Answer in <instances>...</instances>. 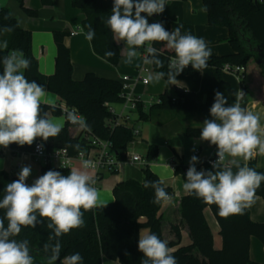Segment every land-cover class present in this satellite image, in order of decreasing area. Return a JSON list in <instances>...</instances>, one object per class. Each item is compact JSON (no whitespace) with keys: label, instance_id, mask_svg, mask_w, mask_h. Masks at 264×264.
Returning <instances> with one entry per match:
<instances>
[{"label":"trees","instance_id":"16d2710c","mask_svg":"<svg viewBox=\"0 0 264 264\" xmlns=\"http://www.w3.org/2000/svg\"><path fill=\"white\" fill-rule=\"evenodd\" d=\"M15 1L28 17H38V11L26 7V0ZM52 1L41 0V3L44 7H50ZM72 3L85 16L81 25L84 33L87 34L90 29L95 30V37L90 41L94 53L110 65L119 66L122 60V47L113 39V33L106 23L112 13L113 0H72ZM203 4L207 12L208 25L226 28L228 30L226 41L233 50L227 56H210L207 67L215 68L219 77L226 65H229L230 72H234L236 68H244L246 71L249 67L250 71L256 70L264 76V6L260 0H203ZM142 16L146 17V13H142ZM160 20L159 23H162L165 30L170 32L169 21L164 18ZM31 33L20 26L9 9L0 7V36L2 42H7V48H4L6 55L13 50L22 52L30 61L29 68L22 70L26 78L29 81L35 80L45 88L46 92L59 96L69 108H76L84 117L88 130L100 139L111 141L118 158L124 159L123 152L134 140L133 128L129 123H125L111 130V124L117 117L106 106V104L112 106L123 102L121 81L100 78L95 73H88L81 82L74 81L70 50L64 43L65 37L70 35L68 31L54 33V42L58 49L56 70L51 76L42 75L38 60L32 53ZM151 46L158 50L157 58L162 62V66L152 64L154 72H163V79L168 80L170 57L175 53L166 47L165 42H154ZM108 51L114 52L115 55L106 56L105 53ZM151 58L148 54V59ZM200 74V71L189 66L178 76L187 75L198 79ZM249 77H246L244 73L241 78L244 89H242L240 105L245 109L248 104ZM159 99L161 103L148 111H143L142 105H139L140 121H148L157 111L187 116L191 118L190 120L213 119L210 108L215 96L212 94L207 96L204 103H200L196 93L178 88L174 92L165 91ZM45 113L47 116H63L58 106L41 104V115ZM201 130L200 127L184 125L183 135L186 138L200 139ZM37 142H42L48 151L68 148L72 155L87 148L84 139L71 135L70 126L66 123L57 137L49 138L47 141L36 138L30 146L12 143V153L16 156L27 154L35 148ZM158 152V147L155 145L147 148L145 159L148 164L156 161ZM236 164H220L214 169L205 162L201 167L203 171L213 172L231 167L235 173ZM246 165L264 174V169L258 168L256 161H249ZM48 170L59 171L65 176L70 173V170L44 165L40 170V176ZM142 171L143 182L128 179L117 184L113 189L115 200L105 204L106 207L101 205L88 211L82 209L84 220L82 227L72 229L69 233L56 238L53 231L47 228L50 221L40 218L37 213L41 223H38L35 228L22 227L19 235L13 238L17 241L29 242L34 264H47L50 252L44 251V244L54 245L57 239L61 244V251L60 259L54 264H61L64 256L73 253H79L82 256V264H103V258L117 261L119 264H143L146 257L138 249L140 231L149 229L150 233L157 235L162 241L164 237L163 217L159 215L163 203H155L154 189L144 186L146 181H158L160 178L150 170L149 165ZM181 172H184L183 167H177L176 173ZM17 179L18 177H11L5 172H0V200L5 195L6 185ZM161 186L170 196L172 195L171 188L164 183ZM256 196L264 200V182L256 190ZM207 208L211 210L220 227L223 242L221 250H217L214 246L213 233L204 214ZM5 213V209H0V219H4L5 227H7ZM180 213L190 234L191 244L173 251L174 247L179 246L182 234L179 225L172 227L173 234H176L175 241L167 243V246L172 250L177 264H259L250 258V242L251 238L255 237L264 246V223L254 222L248 209H245L243 214L221 217L217 205L206 204L195 194L188 193L180 202Z\"/></svg>","mask_w":264,"mask_h":264},{"label":"clouds","instance_id":"9594fccd","mask_svg":"<svg viewBox=\"0 0 264 264\" xmlns=\"http://www.w3.org/2000/svg\"><path fill=\"white\" fill-rule=\"evenodd\" d=\"M166 3L167 0H113L112 13L106 23L113 39L117 43L124 42L125 47L121 51L128 61L137 56L138 48L148 45L146 52L152 58L145 59V63L162 66L157 58L158 50L151 45L165 42L166 47L175 53L169 64V83L180 86L176 77L189 65L202 72L211 50L203 39L181 34L180 27L169 32L162 23L150 24L142 16V13L149 17L163 13ZM94 37L95 30L90 29L86 38L91 41ZM0 47L6 49L7 42ZM105 55L111 57L115 53L108 51ZM0 64L3 66L0 74V146L7 148L12 143L30 146L36 138L47 141L57 137L63 123L49 119L46 113L41 115V104L48 96L45 88L35 80L29 81L22 71L29 68L30 61L22 52L13 50L0 59ZM163 76V72L150 73L148 79L160 80ZM226 105L223 93L217 91L210 108L213 119H206L200 132L201 140L209 141L218 148L214 169L226 156L234 158L233 163L236 164L235 158L247 161L258 154L264 155V126L259 115L241 107L239 102ZM66 119L81 129L88 127L85 119L74 112H69ZM83 155L81 151L80 156ZM197 162L198 158L192 156L183 184L185 192L195 194L206 204L217 205L221 217L243 214L255 203L256 190L264 182V174L246 164H236L235 173L231 167L214 172L197 171ZM91 167L92 162L84 160L82 169L72 168L66 176L59 171L48 170L31 186L26 183L31 167L24 166L20 170L18 179L6 185L5 195L0 200V209L6 210L7 219V227L4 219H0V264H34L29 242L17 241L13 237L19 235L22 227L35 228L41 223L37 213L40 218L50 221L47 228L53 231L56 238L83 226L82 209L88 211L103 204L99 191L94 187L95 179L87 171ZM162 184V180L146 181L144 186L154 189L155 203H171L172 197ZM138 249L146 257L143 264H177L167 242L153 233L140 232ZM44 251L50 252L47 264H54L60 259L59 240L54 245L45 243ZM82 259L79 253H73L64 256L61 264H82Z\"/></svg>","mask_w":264,"mask_h":264},{"label":"crops","instance_id":"0c3cea01","mask_svg":"<svg viewBox=\"0 0 264 264\" xmlns=\"http://www.w3.org/2000/svg\"><path fill=\"white\" fill-rule=\"evenodd\" d=\"M5 3L0 7H4L10 10L11 15L17 19L20 26L27 31L32 32V53L38 60L39 71L42 75L51 76L56 70V57L57 48L54 42V33L68 31L70 35L65 37V46L70 50L71 62L73 66L72 78L74 81H82L88 73H95L100 78L121 81L123 77H134L138 71L147 66L145 59L142 56L144 49L148 46L137 49V56L131 61L127 60L126 54L122 53V60L119 66L114 67L98 57L93 49L90 40L86 38V34L82 29V21L85 16L82 12L73 6L72 0H53L50 7H44L41 0H26V7L32 10L38 11V17L30 18L24 13V11L18 5L15 0H2ZM148 22L154 23L161 21V18L167 19L170 23V32L177 27L181 28V34H192L197 38L203 39L208 48L211 50V56H227L230 55L233 50L229 43L226 41L228 37V30L223 27H211L207 23V12L205 11L203 0H167L165 10L161 13V18H157V14L147 16ZM2 37L0 36V45L3 44ZM122 49L125 47L124 42L118 43ZM6 56V53H5ZM211 68L216 71L215 68L205 67L204 69ZM204 71H200L203 73ZM250 73V77H249ZM246 77H249L247 81V98L248 104L246 110L258 114L260 117V123L264 126V76L256 70L250 71L249 67L245 71ZM203 76V74H202ZM222 76V75H221ZM180 77V78H179ZM187 75L178 76L176 79L180 82V86L170 84L168 81L163 83L160 80L150 81L147 86L138 85L135 88V94L139 95L146 101L149 97H159L165 91L174 92L175 89H186L196 93L197 99L200 103H204L207 96L212 94L211 92H200V89H194L190 87V83L187 81ZM200 78L201 74H200ZM234 89L232 91V99H237L240 103L242 98V82L241 79L236 81ZM229 85V84H228ZM230 86V85H229ZM200 93L203 95L201 96ZM48 96L46 102L50 106H59L65 102L61 100L59 96L53 93L47 92ZM214 95V94H212ZM237 103V102H236ZM112 109L115 111L112 105ZM116 114H118L115 111ZM166 112H155L154 115L148 120L154 122L159 127V130L165 136V142L154 144L147 138L143 137L142 125L144 121L137 119L138 124L129 123L133 129H138L140 132L139 140L146 143L148 146L144 148V151L140 154L144 155L147 152V148L151 145L158 147V158L155 163L147 164L150 170L156 174L164 185L172 189L171 203L162 205L159 215L163 220L162 233L164 241L169 243L175 241V235L172 232L173 226H180L181 241L178 247H174L175 251L179 247L190 246L191 238L188 229L181 218L180 202L183 197L188 193L184 191L183 184L186 180V175L176 173L177 167H183V169L190 165L192 156L198 158V162L195 164L197 171H202L201 165L208 161V159L217 155L218 148L216 145L211 144L209 141L201 139L186 138L183 135L184 125H190L193 127H203L205 120L199 118L183 117L182 124L172 119V115H166ZM49 119H53L57 122L63 123V127L66 125V119L64 116L55 117L48 116ZM70 133L73 137L77 138L79 130L77 128L70 127ZM210 144V145H207ZM10 144L7 148L0 146V172H5L11 177H18V173L24 166L31 167V174L27 178L26 183L31 186L32 183L40 177V170L42 165L36 163L29 156L13 155ZM139 147V146H138ZM137 147V149H138ZM162 157V158H161ZM232 157H227L224 160V164L233 163ZM236 163L247 164L250 160H243L242 158H235ZM255 161V160H254ZM257 167L264 169L262 159H258ZM22 164V166H19ZM173 169L172 171L168 166ZM138 168L142 170L144 167L140 165H125L118 173L106 175L101 180L102 183L98 185L100 199L103 202L102 205L112 203L115 199L113 196L114 187L128 179H134L139 182H143L138 176L125 177V168ZM146 167V166H145ZM93 176V174H91ZM113 177V178H112ZM250 211L251 219L256 223H264V200L256 196L255 203L247 208ZM207 222L212 230L214 237V246L217 250L222 249V237L220 235V227L217 223V219L214 218L209 208L204 211ZM149 232V229H142L140 232ZM250 258L252 261L264 264V246L255 237L251 238L250 242ZM103 264H119L117 261H111L103 258Z\"/></svg>","mask_w":264,"mask_h":264},{"label":"built area","instance_id":"2783aa9c","mask_svg":"<svg viewBox=\"0 0 264 264\" xmlns=\"http://www.w3.org/2000/svg\"><path fill=\"white\" fill-rule=\"evenodd\" d=\"M260 3L264 6V0H260ZM157 18H161V14H157ZM143 52L144 53H142V56L144 57V59H148V53L146 52V48ZM173 58H175V55L170 57V62ZM189 66H187L184 70L188 69ZM151 70L152 69L145 65L138 71V73L134 77L125 76L122 78V112L116 114L115 111L112 109V106L106 104V106L109 107L111 113L115 117H117L115 121H113L111 124V130L125 123H131L134 115H136L138 119L139 105H142L143 111H148L153 106L159 105L161 103L159 97H149L145 101L139 95H136L134 91L136 86L140 84L144 86H147L149 84L150 80L148 79V76L150 73H152ZM223 70L230 72L229 65H226ZM233 73H241V79L244 76L245 69L236 68ZM58 107L61 109L62 115L65 117V119L69 112H74L79 116L83 117L81 114H79L76 108H69L66 103L59 105ZM66 123L70 127L77 128L79 130L77 138L84 139L86 141L87 148L82 150V152L84 153L83 157L80 156L81 151L75 155H72L70 154L68 148H60L48 151L42 142H37L34 146L35 148H33L31 152L27 154L23 153L20 155L31 157L36 163H40L42 167L44 165L53 166L62 170H71L75 165L78 164L82 165L81 167L83 168V161L89 160L92 162L93 167L87 170L92 172L93 177L95 179L94 187H96L97 190L99 189L97 184L99 183L98 181H100L106 175L118 173L123 167H125V165H140L142 167L147 166L148 163L145 159V156L137 151V147L140 146L142 143L139 140V136L141 134L138 129H133L134 140L128 144L125 149L126 151L123 152L124 159H119L118 154L115 151L114 145L111 141L100 139L99 137L95 136L93 132L89 131L88 128L81 129L78 126L73 125L67 119ZM258 159H262L264 164V155L258 154L255 158H252L253 161H257ZM217 160L218 155L208 159L207 163L210 166H213V164ZM224 160L222 162H219L218 165L224 164ZM19 166H22V164H20ZM189 166L184 168L183 173L185 175Z\"/></svg>","mask_w":264,"mask_h":264},{"label":"rangeland","instance_id":"374dc122","mask_svg":"<svg viewBox=\"0 0 264 264\" xmlns=\"http://www.w3.org/2000/svg\"><path fill=\"white\" fill-rule=\"evenodd\" d=\"M0 2H2L1 4H4V6H5L4 1L0 0ZM4 56H5V50L3 47H0V59H2ZM147 66L150 69H152L151 70L152 73H155L152 64H147ZM2 71H3V66H2V64H0V74H2ZM202 71H204L203 73H201L202 78L194 79L191 76L187 77V81L190 83V87H192L196 90L200 89V92L201 91L211 92L212 94H214V96H215V93L217 91L223 93L224 97L227 100L226 106H231V105L235 104L236 102H238L237 99H235V100L232 99V91L229 89L230 88L234 89L235 85L238 86L236 81L240 80L241 73L237 74V73L228 72V71L223 70L222 76L219 77L217 72L211 68H207V69H204ZM202 74H203V76H202ZM150 81L154 82L157 80L152 79ZM160 81L165 83L167 81L169 82V79L164 80L162 78V79H160ZM200 95L203 96L201 93H200ZM113 108L115 109V111L118 114L121 113L123 110V106L121 104H115V105H113ZM166 115H169V116L172 115L173 116L172 119L175 118V120L178 121L180 124H182L183 119H185L182 116H179L175 113H168ZM134 123L138 124L136 115L133 116V120L131 122V125H133ZM141 130H142L143 137L147 138L151 143H154V144L160 143L161 144V143L165 142L164 134L159 130V127L157 125H155L154 122H151V121L144 122ZM141 142H142L141 145L137 149V151L140 153H142L144 151V148H146L148 146L143 141H141ZM207 145H210V144H207ZM155 162L156 161H154L152 163H155ZM81 166L82 165L78 164V165H75L73 168L82 169ZM123 171L125 172V177H128L129 175L134 176V177L138 176V178H140L139 180H141V178L143 177V171L138 169V168L134 169V168H127L126 167L125 169H123ZM88 172L90 174H92L91 171H88ZM121 172H122V170H121ZM98 182L99 183H97V184L100 185V183H102V180H100Z\"/></svg>","mask_w":264,"mask_h":264}]
</instances>
